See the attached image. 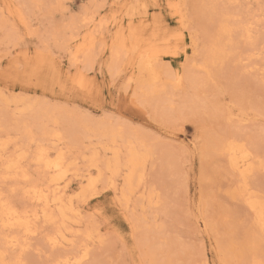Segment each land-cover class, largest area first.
Segmentation results:
<instances>
[{
  "label": "rangeland",
  "instance_id": "rangeland-1",
  "mask_svg": "<svg viewBox=\"0 0 264 264\" xmlns=\"http://www.w3.org/2000/svg\"><path fill=\"white\" fill-rule=\"evenodd\" d=\"M181 1L0 0V108L4 107L0 109V125L7 128L0 130L7 131L11 124L7 122L15 116L16 121L27 119L29 124L33 115L32 120L35 119V112L27 118L29 111L20 109L23 101L48 107V112L37 110L36 114L45 118L49 130L62 128L59 130L61 141L56 144L50 137L47 140L50 146L56 147H50V155L62 150L72 161L79 160V168L73 169L60 191L67 201L71 200L75 211L84 219L85 227L94 222L98 233L91 245L94 260H104L107 264L121 260L132 264H142L144 260L149 264L154 260L167 264L172 261L205 264V261L215 260L216 264H221L222 260L243 258L234 255L239 252L234 247L242 246L247 236L256 230L254 215L237 190V180L226 164V156L216 145L229 135L239 136L259 158H264V59L260 58L258 45V50L240 63L228 58L208 70L200 68L201 38L216 18L208 14L217 15L221 11L211 12L210 6L236 0H184L185 29L180 27L175 13ZM240 2L255 3L254 0ZM71 22L70 31L65 33L69 39L66 44L60 39V32ZM9 28L20 34L16 35V40L8 37ZM195 40L198 47H194ZM115 49L120 52L118 73L111 67V54ZM244 49L234 50L238 53ZM146 56L156 57L153 61L160 71L183 75L178 85H172L175 83L167 80L165 73L160 75L165 89L171 82L170 94H166L174 108L170 116H161L153 107L145 106L141 102L143 97H139L142 96L140 90L139 93L135 88L138 63ZM22 67L27 68V73ZM78 79L81 84L77 83ZM14 98L20 101L16 104ZM8 99L10 102L13 99V105ZM51 108L54 113L49 111ZM17 111L18 115L12 118L11 114ZM229 111L234 113L231 118L227 116ZM242 111L248 115L240 118ZM7 113H11L10 116ZM59 115L64 117L63 123ZM38 121L36 124L41 129L44 120ZM94 121L125 129L126 133L148 143L150 155L144 163L140 183L128 194V200L122 198L124 170L112 178L113 187L108 186L111 174L103 168L102 162L111 156V151L104 149L103 139L90 130ZM76 125L84 126L85 135L76 134L79 131ZM34 126L29 125L26 130L35 133ZM13 129H9L8 134L0 132L2 139L7 137L11 141L5 155L16 154L13 151L28 142L24 139L26 135L20 136V130ZM39 129L36 128V136ZM22 138L26 142L23 143ZM45 141L43 144L48 147ZM33 146L31 151L35 149ZM93 152L100 160L96 167L89 168L85 160L88 161ZM165 153L175 159L171 173L166 171ZM27 172L33 179L38 175L35 165ZM89 176L98 179L91 191L93 194L82 192ZM25 183L10 180L5 184L1 180V197L7 196L4 199L18 207L27 206V210L37 208L38 203L24 194L20 196L19 188L27 185ZM248 183L250 190L264 199V171L253 172ZM148 196H151L150 201ZM41 222L39 228L33 223L35 231L24 237L21 230H8L22 238L20 243L7 246L2 243L6 232L3 228L0 247H6L4 256L17 254L26 264H56L61 255L75 259L76 252L67 241L50 246L47 235L52 231H44L43 220ZM262 245L264 240L258 245L259 256Z\"/></svg>",
  "mask_w": 264,
  "mask_h": 264
},
{
  "label": "bare ground",
  "instance_id": "bare-ground-1",
  "mask_svg": "<svg viewBox=\"0 0 264 264\" xmlns=\"http://www.w3.org/2000/svg\"><path fill=\"white\" fill-rule=\"evenodd\" d=\"M227 1L233 2L234 0H227ZM254 1H255V3L258 2V0H254ZM184 4H185V1L184 0L181 1V2H179L177 4V6H176V12H175L177 14V16H178V20H179L178 22L180 24V27H182V29H185L187 27V17L185 15L186 13L183 11V7H182ZM213 11H214V8L211 7V12H213ZM221 11H219L217 13V15H214L212 13H209L208 14L210 16V18L213 19L212 16H215L216 18L214 20V24L212 25V27L204 34V37L201 38L202 39L201 40L202 41V62H200V64H198V66L200 68L205 69V70H208L209 67H211V66H213V65H215L217 63L223 62L224 60H226L228 58L229 59L230 58H233L234 62L235 61L239 62V61L243 60L244 58L251 57L252 54H253V51L258 50L259 42H257V44H256L255 47H253V48H246L245 47L244 50H242V51H240L238 53H236L237 52L236 49H235L236 52H235L234 49H232L231 50V54H228V52H226L224 50V46H222L220 44L219 40H218V34H219V16H220V12ZM87 19H90V18L88 17ZM72 25H73V22H71L68 26L64 27L62 33L60 32V35L62 36V38H60V39L66 41L65 42L66 44L68 43L67 41L69 40L67 38V36H66L67 33H68L67 31H70ZM74 26H75V24H74ZM65 33H66V35H65ZM16 35L18 37L20 36V34H17V32L15 34L13 32V29L12 28H9L8 37H10V39L16 40L17 39ZM69 35H71V33ZM61 44H63V43H61ZM193 44H194V47H198L199 46L197 40L193 41ZM59 46H60V44H59ZM196 49L198 50V48H196ZM113 51L114 52L111 54V60H112L111 67L113 68V70H114L115 73H118L120 71V67L119 66H121L120 65L121 63L119 64L117 62V59L120 57V55H119L120 52L118 50H116V49L113 50ZM155 58H156L155 56H146V57H143L139 61V63H138V71L139 72H138V78H137V81H136L137 82L136 83L137 86L135 88H138L137 91L140 90L142 96H139V97H141V98L143 97V99H141L142 100L141 102L145 106L146 105H149L150 107H153L154 110H156L161 116H170V115L173 114L172 111H170V110H171V108L174 110V108L172 107V105L170 104V102L167 100L166 94L170 90L169 88H170L171 82H174L175 83V84H172V85H176V84L178 85V84H180L183 75H175L171 71L170 72L168 71L169 73H167L164 70H161L160 71L159 70L160 67H158L156 65V63L153 61ZM162 73H165V77H168L169 78V79H167V78L166 79L169 80V81H171L168 84L169 86L167 85L169 88H166L165 89V84H163L164 81H161V80H163V79H161V77H163V76H160ZM77 83L78 84H81L82 83L81 79H78L77 80ZM193 86H194V83H192V87ZM138 92L136 93V95L138 94ZM168 94H170V93H168ZM200 97L202 98V96H200ZM12 100H11V102L9 100L10 104L12 103ZM21 100H24V99H21ZM2 101H4V100H2ZM14 101H15L14 103L17 104L18 101H20V99L17 101L14 98ZM4 105H5V107H8V106H6V105H8V103H5ZM12 105H13V103H12ZM20 107H21L20 109L22 111H27V113L29 111V114L23 113L24 115L27 114L26 117L28 115L31 117L32 114L35 112L34 113L35 114V119H39L38 117L41 116V114L39 115V113L36 114V111L37 110H45V111L48 112V107H45L43 105L41 106V103L39 105V103L35 104V103L24 102L23 101L21 103ZM17 108H19V107H17ZM41 108H43V109H41ZM0 109H4V107L3 108H0ZM20 109H19V111H20ZM52 110L53 109L51 108V110H49V111H51V112L54 113L55 111H52ZM6 111L7 110H5V113H6ZM10 114H8V115L10 116ZM14 114H17L18 115V111H17V113H12L11 114L12 118L15 116ZM43 114H45V112ZM56 114L58 115V113H56ZM232 114H234V113L231 112V111L227 112V116L228 117L232 116ZM247 115L248 114L246 112H243L242 111V112H240L239 117L242 118V117H246ZM33 116L31 117L32 119L34 118ZM59 116L61 118H59ZM59 116H57V117L63 123L64 117L62 118L61 115H59ZM70 116L72 117V115H70ZM6 117L3 116V118H6ZM17 117H18V119H20L19 116H17ZM30 117H29V119H30ZM16 119L17 118L15 116L14 120L16 121ZM24 119H25V116H24ZM32 119H30L31 120L30 121L31 124H29V121L27 119L26 120H23L22 118H21L20 121L17 120L16 123H15V121L13 119H12V121L10 119V121L7 122V123L11 122L10 126L8 125L7 127L9 129H13L14 128L13 130H15V129H19L20 130V128H21L20 125H22V123H23V125H22V128H23L22 131H24V132H22L21 130L20 131L18 130L19 132L18 131L17 132H18V134L20 136L26 135V138H24V139H26V141H28L25 144H22L21 143L18 147L20 148V146L23 145L22 148L19 150L18 147H17V149H16L17 151H13V152H16V154H17L18 150L19 151H24L25 148L27 149V147H26V146H28L27 144L30 141H32L33 139L36 138L35 140H37V142H39V144H34V145L35 146L36 145H39V146L43 147L47 151V153L50 155V152L49 151L52 150V149H54V148H56V147H53V145L51 144L52 149H50L51 146L48 144L50 142H48L47 140L50 139V138H52L53 140H55L56 144L59 141H61V136H60L61 135L60 134L61 131H59V130L60 129L62 130V128H60V129H58L56 131V138H54L53 133H52V130L53 129L52 130L51 129L50 130L48 129L49 128L48 127V122L45 123V118L44 119L41 118V120L39 119V121H41V122H43V120H44L43 123L40 122L42 125L44 123H45L44 125H46V126H44V125L42 126L40 124L42 126V127L40 126L41 129H39V125H37L38 124L37 123L38 120H35L34 119L35 120V124L37 123L35 125V124H33L34 123V120H32ZM51 119L52 120L55 119L54 122H57L56 118H52V116H51ZM59 120H58V122H60ZM82 120H83V118H82ZM2 122H3V124L5 123L4 121H2ZM17 122H19V123H17ZM26 122L31 127H33L34 125L36 126V127L34 126V128H33V129H35V133H34L33 130L32 131L26 130V129H28V126H29V125L26 126L27 125V124H25ZM68 122H70V121H68ZM83 122H85V121H83ZM101 122H102V120H101ZM12 123H14L13 125L15 127L14 126L11 127L12 126ZM50 123H52V122H50ZM99 123L100 122H98V121L97 122L94 121L93 126L90 125V127H91L90 130L92 129L93 131H95L97 133V135L100 138L103 139V141H101V142L104 143L103 144L105 146L104 149H107V150L109 149L111 151V156L109 158L105 159V160L103 159L104 161L102 162L103 168L105 170L109 171L110 174H111V176L109 178L108 186L109 187H113V185H114L113 183L114 182L112 181V178L115 177V175H118L121 170H124L123 178H122L123 179V182H124L123 183L124 184V187H123V192H122V195H123L122 198L124 197L126 200H128V194H130V193L132 194V191L140 183V180H141V177H142L141 172H142L144 163L146 162V160L148 159V157L150 155V149H149V147L147 145L148 143L146 142L147 143L146 144L144 142V140L141 139V137L140 138L139 137H136L137 135L133 136L134 134L132 135V134L126 133L128 131L125 130V129H123L124 130L123 131L121 128H118V127H115L113 125H110L109 123H108L110 125L109 127L105 123H102V124L106 125L107 127L104 126V125H102L101 123L100 124ZM32 124H33V126H32ZM52 124H51V126H53ZM59 124H61V122ZM51 126H50V128H51ZM76 126L79 127L78 125H76ZM1 127H4V125L3 126L0 125V128ZM45 127H47V130L45 129ZM4 128L7 129L6 126ZM4 128L2 130H0V132L3 131V132H5V134H8L7 131L9 129L6 131V130H4ZM36 128L39 129V130H37V132H38L37 133V136H36ZM66 129H68V128L66 127ZM72 129H74V128H72ZM77 130H79L80 132L79 131H77V132L75 131L76 134L77 133L78 134H81L82 133L81 135H83V134L85 135V132L83 131L84 130V126H80L79 129L77 128ZM85 130H86V133H87V129H85ZM39 131H41V132L39 133ZM32 132L34 133V135H33ZM72 133H74V131ZM92 136L93 135L91 134V137ZM94 136H96V135H94ZM98 136H97V138H98ZM2 137H1V141H0V168H1V170H0L1 171L0 172V181L1 180L3 181L2 176H3V172H4V167H5L3 157L4 156L12 157V156L16 155L15 153H14V155H5L6 153L4 151H5V148H7V144L10 145L11 143H8L9 139L7 137H5L6 139L5 138L2 139ZM22 140H23V138H22ZM44 140L47 141V145H49L48 146L49 148L43 144V141ZM26 141L23 140V143L26 142ZM62 141H63V139H62ZM9 142H11V141H9ZM9 145H8V147H9ZM229 145L235 146V149L236 150L235 151L229 150ZM35 146H33L35 148L34 150H33V147H32V150H33L32 152H35L37 150V146L36 147ZM216 146L218 147L217 149L219 150V152H221L222 154H224L226 156V158H227V163L226 164H228L231 172L234 173V175H235V180H237V183H236V184H238L237 190H238L240 196L243 198L242 200L246 203V205L249 208V210H251L250 212H252L253 215H254L253 227H255L256 230L252 234L250 233L249 236H247V238L244 241V243H243L242 246H235L234 247L235 251L236 250H239V252H234V255L236 257H243L242 256V250H243L244 253H247L248 254V257L249 258L255 257V258L258 259L259 258V254L257 255L258 245H259L260 241L264 240V227H262V225L260 223L261 216L264 215V199L262 197L256 195V194H254L252 192V190H250L249 183H248V178L256 170H263L264 171V158H262V159L259 158L258 154L256 152H254L244 142V139L243 138L241 139L239 136L229 135V137H227L225 139H222L219 142V146L218 145H216ZM241 148L243 150H241ZM122 150H123V153L124 154L122 153V155H121L120 152H122ZM54 151L56 152V150H54ZM13 152H12V154H13ZM60 152H62V150L57 151L53 156L52 155H50V156L55 157L57 155V153H60ZM94 153L95 152L89 154L90 158H88L89 156L87 157L88 159L86 158L88 161L85 160V163H87V162L89 163V164L88 163L86 164V165L89 166V168L90 167H96L97 164H98V161L100 160L99 158L96 157V155ZM164 159L166 161V166L168 168V169H166V171H168L169 173H171V170L173 169V166L175 164V159H174V157L172 155H169V154H166V153L164 154ZM37 173H38V175L34 179L32 177L31 181H25L23 179V176L25 174L23 171H21L18 179H13L14 181L23 180V181L26 182L25 184H27V185H23L21 188H19L21 190L20 192H22V194L20 196H23V194H24V195H26L29 198V200L31 199L35 203H38V201H39V191L38 190H44V191L47 190V183L45 182V178L43 176V173L42 172H38V171H37ZM100 177H101V175H100ZM97 180H98L97 178L89 176L87 178V180L85 181L86 182V185H85V188L83 189L82 192L83 193L84 192H90L89 194H91V193L93 194V192H91V191H92L93 188L96 187L95 186V183L97 182ZM106 182H107V179H106ZM234 182H236V181H234ZM29 189H32V191L29 192ZM1 195L2 194H0V227L2 228V230L0 228V232L3 233V228L6 229V232H5L4 236H2L3 237V240H4V242H2V243H4V245H6V246L9 245V244H18V243H20L21 238L24 237V234H26V235L28 234L29 235V233L35 231L34 229L36 227L33 228V225L31 227V230L29 231L28 225L26 223V220H27L26 213H32L33 215H35L36 212H37V210H36L37 208H33V209L31 208L30 210H27V209H29V208H27V206H25L26 208L25 207H20V206L18 207L16 203L15 204L12 203L13 201H10L9 199H8L9 201L7 199H4L7 196L4 197L5 196L4 195L3 197H1ZM27 197H25V198L28 199ZM147 199H148V201H150L151 200V196H148ZM68 202L72 205L71 200H69ZM18 205H19V203H18ZM40 215L42 216L43 213L41 212ZM8 230H13V231H16V230L19 231V230H21L20 232L23 233V236L20 238V235L18 233L13 232V233L10 234V232L9 233L7 232ZM37 233H39V232H37ZM50 235L54 237L55 236V233L52 231L51 233H49L47 235V240L48 241H49V236ZM159 235H161V234H159ZM27 237H29V236H27ZM63 241H67V240H63ZM17 246H19V245H17ZM50 246H52V245H50ZM162 247H163V245H162ZM1 248L2 247H0V264H17V262H21V261L23 262V259L20 258V257H18L19 255L16 256L17 254L16 255H10L9 257L4 256V253H5V250H6L5 248L6 247L4 249L3 248L1 249ZM61 256L57 259V261H61V260L63 261V260L68 259L67 258L68 256H66V255L63 256L64 258L61 257ZM24 264H26V263H24Z\"/></svg>",
  "mask_w": 264,
  "mask_h": 264
},
{
  "label": "snow or ice",
  "instance_id": "snow-or-ice-1",
  "mask_svg": "<svg viewBox=\"0 0 264 264\" xmlns=\"http://www.w3.org/2000/svg\"><path fill=\"white\" fill-rule=\"evenodd\" d=\"M210 7L222 10L219 16L218 40L228 54H231L232 49L253 48L259 42L260 58L264 59V0H258L256 3H242L240 0H236L234 3L211 5ZM21 70L25 73L28 71L26 67H22ZM52 133L56 138L55 129L52 130ZM33 144H37L35 139L24 151L18 150L17 154L12 157H3L5 167L2 176L3 181L7 184L10 180L18 179L23 171L25 173L23 179L31 181L32 177L27 175V171L32 165L36 166L38 172L43 173L47 190H38L39 201L36 214L26 213L29 231L33 223L39 228L40 222L43 220V230H51L55 233L54 237L49 236V242L53 247L66 239L73 246L76 258L57 261L56 264H107L104 260H94L91 255V245L98 235L94 222L85 227V221L80 213L75 211L74 206L65 199L60 191L62 183L73 174V169L79 168V160L72 161L63 152L52 157L39 145H37V150L32 152ZM229 150L235 151V146L229 145ZM241 150L243 149L241 148ZM31 191L32 189H29V192ZM144 195L147 196V193ZM260 223L264 227V215L261 216ZM17 264H24V262H17ZM111 264H132V262L121 260L113 261ZM142 264H149V261L144 260ZM151 264H167V262L154 260L151 261ZM171 264H177V262L172 261ZM205 264H216V261H205ZM221 264H264V245L261 246L258 259L249 258L248 254L244 253L241 259L222 260Z\"/></svg>",
  "mask_w": 264,
  "mask_h": 264
}]
</instances>
